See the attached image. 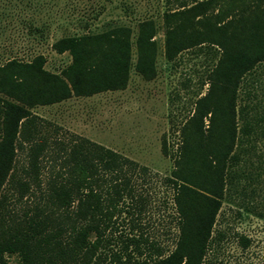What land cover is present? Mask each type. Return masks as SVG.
<instances>
[{"label": "trees", "instance_id": "obj_1", "mask_svg": "<svg viewBox=\"0 0 264 264\" xmlns=\"http://www.w3.org/2000/svg\"><path fill=\"white\" fill-rule=\"evenodd\" d=\"M164 2L165 60L173 63L180 54L195 51L210 62L201 82L207 91L198 94L191 114L175 128L177 149L165 178L176 219L173 248L165 252L140 234L122 236L113 227L117 217L130 214L124 201L134 200L133 174L146 168L79 136L66 143L51 141L48 124L32 112L72 97L124 90L132 46L134 72L153 80L155 25L146 19L138 22L133 43L125 26L55 41L52 50L70 57L59 73L44 69L43 56L0 65V264L12 255L21 264L207 262L216 216L234 184L233 168L262 120L254 119L247 106L238 107L237 99L243 81L264 65V0ZM161 150L167 155L165 139ZM18 154L24 156L23 166ZM46 162L53 165L42 190ZM35 192L39 202L16 212V204ZM110 227L119 235L118 249L106 236Z\"/></svg>", "mask_w": 264, "mask_h": 264}, {"label": "rangeland", "instance_id": "obj_2", "mask_svg": "<svg viewBox=\"0 0 264 264\" xmlns=\"http://www.w3.org/2000/svg\"><path fill=\"white\" fill-rule=\"evenodd\" d=\"M165 9L164 0H0V65L13 59L28 62L43 56L44 69L59 73L70 63L67 53L57 54L51 48L60 38L125 26L132 31L133 43L138 22L153 21L157 72L153 80L145 81L134 72L136 52L132 46L129 80L124 90L72 97L58 104L35 107L32 112L43 125L48 124L51 141L66 143L79 136L146 168L133 174L134 200L124 201L125 206H130V214L117 217L113 227L122 236L140 234L169 252L177 228L172 190L165 178L173 169L178 142L175 128L191 114L198 94L207 91V85L201 89V82L210 62L195 51L180 54L173 63L165 60ZM253 74L260 82L254 86L251 79L243 81L237 106L249 103L254 107L251 113L262 120L248 144L243 143L241 162L233 168L234 184L216 216L214 242L205 264H264V65ZM241 125L239 121L238 126ZM163 139L167 155L161 150ZM24 163L23 154H18V165ZM43 165L42 190L53 164ZM35 194L26 203L16 204V212L38 203L39 193ZM106 236H112V249L120 247L119 235L112 227ZM6 264L21 263L12 255Z\"/></svg>", "mask_w": 264, "mask_h": 264}, {"label": "crops", "instance_id": "obj_3", "mask_svg": "<svg viewBox=\"0 0 264 264\" xmlns=\"http://www.w3.org/2000/svg\"><path fill=\"white\" fill-rule=\"evenodd\" d=\"M255 76V74H252L251 76H249V77H247L246 79H245V81H247V80H249V79H251V81H252V83H254V86H257L256 85V83H258V79L256 78V77H254ZM252 77V78H251ZM260 82V81H259ZM247 107L249 108V110L251 109V110H254V107L251 105L250 106V104L248 103L247 104ZM251 116L254 118V119H257L252 113H251Z\"/></svg>", "mask_w": 264, "mask_h": 264}]
</instances>
